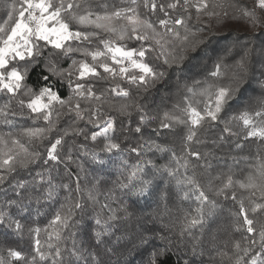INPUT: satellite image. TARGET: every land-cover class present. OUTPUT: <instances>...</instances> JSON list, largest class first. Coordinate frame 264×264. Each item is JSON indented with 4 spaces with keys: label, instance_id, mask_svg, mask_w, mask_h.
Listing matches in <instances>:
<instances>
[{
    "label": "snow or ice",
    "instance_id": "obj_1",
    "mask_svg": "<svg viewBox=\"0 0 264 264\" xmlns=\"http://www.w3.org/2000/svg\"><path fill=\"white\" fill-rule=\"evenodd\" d=\"M3 6L7 15L0 23V93L4 94L5 100L0 106V122L9 129H15L12 118L25 115L24 110L27 109L32 126L0 132V185L6 183L13 174L28 170L38 162L48 165L50 162L59 164L64 160L72 161L71 148L67 154L62 155L68 137L83 136L85 140L101 143L100 151L113 153L121 150L117 131L142 134L143 126L158 119L157 116L143 114V108L132 99L131 92L119 83L109 89H97L93 80L99 82L109 77L112 80L119 78L137 89L147 91L165 76V71L154 65L152 60L164 56L163 64L167 66L184 60L189 51H196L203 42L200 35L205 30L201 26L202 17L215 18L219 23L228 17L227 8L238 13L233 15V19L245 20L253 29L264 27V20L257 13V9L264 12V0H255L253 8L232 0H120L119 5L115 0H3ZM97 40L103 45L102 50L87 46ZM132 40L140 43V46L129 48L127 42ZM177 41L179 55L174 54ZM165 45L172 46L173 54L165 56ZM153 53H157L155 57ZM76 54L82 58L77 59ZM249 55V50L245 49L240 60L227 68L223 61L217 63L211 75L223 76L226 82H213L199 89H188L189 94L184 96L182 104H176L170 112H164L159 118L158 128L153 129L156 132L167 129L174 134L178 128L184 130V154L178 158L172 152L171 159L186 171L190 166L193 168L192 175H185L176 182L187 188L184 199L189 198L190 192L196 193L197 207L195 215H186L183 224L178 228L173 226L175 239L166 235L158 237L164 243L150 249L146 264H169L173 251L178 252L182 247L193 256L197 254L199 238L192 229L197 226L203 228L206 221L216 215L217 210L216 201L209 198V192L231 199L238 205V211L231 213L232 225L234 232L242 234L244 246L241 247L240 241H235L234 248L238 253L235 264H264V224L257 227L258 214H264V159L244 180L234 179L231 169L213 174L210 171L211 164H201L199 167L204 169L206 177L204 184L195 175L197 165L189 159L191 157L200 161L213 156L215 150L227 143L230 137L244 140L255 138L264 144V59L261 61L262 79L257 81L259 95L255 107L250 102L248 108L238 114H228L248 76ZM261 55L264 56V47L261 48ZM89 57L91 62L88 61ZM65 60L71 61L67 68L61 67ZM108 60H111V64ZM37 66L45 73L41 76L43 81L48 82L52 78L62 86L67 84L71 89L70 95L61 97L50 83L42 84L38 90L30 85L28 77ZM98 67L106 75L97 71ZM196 83L200 84L199 81ZM133 111L142 113L135 128L124 126L121 121L118 129L115 117L108 115L109 112H115L119 117L130 119ZM63 116L71 119L67 128L59 127ZM39 121L43 124H39ZM80 122L93 125L99 130L89 135L85 128L79 126ZM218 124L224 125L221 133L217 138H209L207 134ZM127 139L128 135H124V140ZM45 141H48V145L42 153L39 146L44 145ZM147 143L149 150L155 148L161 152L168 151L154 140ZM193 143H210L212 147L201 152L193 150ZM236 147L242 145L237 143ZM143 148L144 144H139L131 146L130 151L139 155ZM92 159H96L95 153H92ZM165 171L175 179L179 169L165 166ZM140 172H143L142 164L132 166L126 177L127 182L120 187L130 188L133 194H142L145 188H136L132 183ZM37 177L41 185L47 184L44 200L53 199L57 186L53 184L51 176L45 180L42 173H37ZM78 180L77 177L75 191H85ZM143 183L147 185L150 181ZM59 187L67 195L65 202L49 221L48 228L52 231L43 229L48 233L47 247L41 244L40 239H35V254L30 259L21 251L9 248L7 255L10 259L0 256V264H13V261L40 264L49 260L50 264H66L61 242L67 237L63 233L75 226L76 212H83L84 205L79 199L73 198L68 184ZM237 188L247 192V195L238 197ZM14 189L17 197L23 198L27 194L29 200L34 198L37 204L42 202L40 195H33L39 191L35 185L29 192V183L18 181ZM87 199L98 203L91 191ZM9 204L21 207L22 212L27 211L22 203L10 201ZM124 211L128 215L127 210ZM96 223L99 225L100 219ZM0 225L13 228L17 233H21L25 227L20 220L13 219L3 211H0ZM28 231L38 237L42 229L30 227ZM107 234L98 232L97 243L101 242L102 235ZM150 242L146 234L138 237L139 245H148ZM220 256L227 257L228 254L221 252ZM68 257V264H75V261L82 259L81 250L75 242L68 250ZM183 264H190V260L184 259Z\"/></svg>",
    "mask_w": 264,
    "mask_h": 264
},
{
    "label": "trees",
    "instance_id": "obj_2",
    "mask_svg": "<svg viewBox=\"0 0 264 264\" xmlns=\"http://www.w3.org/2000/svg\"><path fill=\"white\" fill-rule=\"evenodd\" d=\"M115 2L119 5L120 0H115ZM232 2L242 3L248 8L255 7V0H232ZM227 11L228 17L223 18L219 23L215 18L202 17L201 26L205 30L200 35L203 37V42L196 51H189L184 60L167 66L163 64L164 56H161L159 60L153 59L152 63L165 71V76L149 87L147 91L143 88L137 89L136 86L129 85L126 80L119 78L112 80L109 77L99 82L92 81L96 84L97 89H109L119 83L122 88L131 92L132 99L143 108V114L157 116L158 119L143 126L142 134H126L117 131L116 137L121 142V150L113 153L100 151L101 143H93L90 139L85 140L83 136L68 137L62 155L67 154L68 149L71 148L72 161L64 160L59 164L50 162L48 165L38 162L28 170L13 174L6 183L0 185V211L6 212L13 219H18L25 225L21 233H17L13 228L0 225V256L6 260L10 259L7 249L11 248L21 251L30 259V256L35 254L33 248L37 238L45 248L47 247L48 233L43 229L48 228L49 221L53 219L56 211L65 202L67 193L59 187L62 184H68L72 189L73 198L79 199L84 205L83 212L79 210L76 212L74 219L77 223L75 226L66 229L63 233L67 237L61 242L66 264L69 261L68 250L73 247L74 242L82 254V259L75 261V264H146L150 249L164 243L158 238L159 236L166 235L175 239L173 226L178 228L184 223L186 215H195L196 193L190 192L189 198L184 199V192L187 191V188L177 185L176 182L177 179H182L185 175H192L193 168L190 166L186 171L171 159L172 152H175L178 158L184 154L182 142L184 130L178 128L175 134L167 129L159 132L153 131L159 126V118L163 116L164 112H170L174 105L182 104L184 96L189 94L188 89H199L202 85L206 86L213 82H226L223 76L213 77L211 75L215 71V65L221 61L226 68L235 65L244 54L245 49L250 53L248 76L228 114H238L239 111L248 108L250 102L255 107V100L259 95L257 81L262 79L260 73L262 71L261 61L264 59V56L261 55V48L264 47V27L253 29L247 21L232 18L233 15H238L234 9L227 8ZM257 13L264 20V12L257 9ZM6 15L7 10L3 6V0H0V23L6 19ZM176 27L179 28V26ZM87 46L103 49V45L98 40ZM127 46L129 48L139 47L140 43L132 40L127 42ZM156 54L153 53L152 56L155 57ZM164 54L165 56L173 54L172 46L165 45ZM174 54H180L178 41ZM76 58L81 59L82 57L76 54ZM88 61L91 62L90 57ZM107 62L111 64V60ZM70 63V60H65L61 67L67 68ZM97 71L106 75L99 67ZM43 74L45 73L42 72L40 66H37L32 70L27 82L37 90L42 84L50 83L53 90L58 91L61 97L66 98L70 95L71 89L67 84L62 86L52 78L45 82L41 79ZM197 81L200 84H197ZM4 100V94L0 93V106L3 105ZM13 107H16L15 103H13ZM16 110L19 111V109ZM27 111V109L24 110L25 115L23 116L17 115L12 118L16 125L15 129H9L0 122V132L17 131L20 128L32 126V119L28 117ZM141 114L133 111L129 119L119 117L115 112L108 113L115 117L118 129L121 127V121L124 126L135 128ZM38 123L43 124L42 121ZM70 124V117L63 116L59 127L67 128ZM79 126L85 128L89 135L91 132L99 130L84 122H80ZM223 127V124H218L207 136L217 138ZM124 135H128L127 140H124ZM21 140L23 141L24 138L21 137ZM150 140H154L156 144L168 151L161 152L155 148L149 150L150 146L147 142ZM237 143L242 147L237 148ZM139 144H144L139 155L130 151L131 146ZM47 145L48 141H45L44 145L39 146V151L45 152ZM211 147L210 143L202 145L193 143L192 145L193 150L201 152H205ZM84 153H88V155H84ZM92 153H95V160L92 159ZM189 159L197 165L194 169L195 175L202 184L206 183V177L203 174L204 169L199 167L201 164H211L210 171L213 174L220 171L228 172L231 169L234 179L244 180L248 173L255 171V166L264 159V144L255 138L244 140L230 137L227 143L215 150L213 156L200 161H195L191 157ZM138 163L142 164L143 172L138 173L132 183L136 185V188L144 187L145 191L137 195L133 194V190L130 188H122L120 185L127 182L126 177L129 175V170ZM165 166L179 169L175 179L167 175ZM37 173H42L45 180L49 175L51 176L53 184L57 186L53 199L44 200L47 184L39 183ZM77 177L80 187L85 191H75ZM18 181L28 182L29 192L35 185L39 191L33 195H40L42 202L37 204L34 198L29 200L27 194L23 198L17 197L14 186ZM144 181H150V183L144 185ZM217 183L219 184V181ZM89 191L96 196L98 203L87 199ZM236 191L238 197L247 195V192L239 188ZM208 195L210 199L216 201L217 210L216 215L207 220L203 228L197 226L192 229L194 235L199 238L197 254L193 256L190 251L182 247L178 252L173 251L169 264H183L184 259H189L190 264H235L238 255L234 248L235 241H240L241 247L244 246L241 239L242 234L234 232L232 225L231 213L238 211V205L235 201L225 199L223 196H216L211 192ZM10 201L22 203L27 211L22 212L21 207H17L15 204L10 205ZM103 205H107V207L102 208ZM125 209L128 215H125ZM110 217L112 218L110 219ZM97 219L101 221L99 225L96 223ZM261 224H264V214H258L257 227L259 228ZM30 227L42 229L38 237L35 233H29ZM170 229L173 230L170 231ZM51 231L52 229L48 228V232ZM98 232L108 233L100 237V243H97ZM141 234L150 237L151 242L148 245L138 244V237ZM192 243H196V241H192ZM221 252H226L228 256L221 257ZM13 264H21V262L13 261ZM40 264H50V260L42 261Z\"/></svg>",
    "mask_w": 264,
    "mask_h": 264
}]
</instances>
